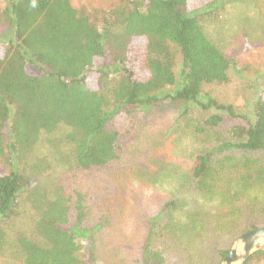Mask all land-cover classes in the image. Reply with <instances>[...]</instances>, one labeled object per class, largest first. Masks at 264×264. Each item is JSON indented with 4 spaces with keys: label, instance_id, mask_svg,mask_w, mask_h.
<instances>
[{
    "label": "trees",
    "instance_id": "16d2710c",
    "mask_svg": "<svg viewBox=\"0 0 264 264\" xmlns=\"http://www.w3.org/2000/svg\"><path fill=\"white\" fill-rule=\"evenodd\" d=\"M220 1L233 0H126L100 18H91L69 0H9L0 10L9 28L0 36V254L9 225L27 201L36 215V238H17L21 258L14 264H95L92 252L78 241L92 237L80 226L81 194L75 192L77 215L69 225L70 205L62 187L45 188L39 182L48 167L46 154L34 152L40 141L75 168L105 166L119 157L112 118L167 100L210 111L196 131L225 129L229 138H221L218 149H264V93L246 113L205 88L229 79V59L201 24ZM209 163L210 153H200L190 166L200 184L213 177ZM227 166L219 165L215 177ZM252 175L242 176L234 190L224 184L223 193L231 195L221 192L215 223L219 235L236 238L264 228L250 220L249 206L234 203L248 196L246 180ZM201 214L208 212L190 216V231L204 226ZM156 217L149 220L142 241V264H166L152 245ZM228 251L218 248L215 259ZM204 258L197 255V260ZM242 264H264V250H255Z\"/></svg>",
    "mask_w": 264,
    "mask_h": 264
},
{
    "label": "rangeland",
    "instance_id": "374dc122",
    "mask_svg": "<svg viewBox=\"0 0 264 264\" xmlns=\"http://www.w3.org/2000/svg\"><path fill=\"white\" fill-rule=\"evenodd\" d=\"M69 1L91 18H100L112 5L126 0ZM7 2L0 0V10ZM208 12L201 23L203 30L229 59L230 68L228 82L205 88L215 99L249 113L253 101L264 93V0L220 1ZM8 30L0 18V36ZM210 113L167 100L147 110L119 112L111 120V127L119 132L118 159L88 170L61 161L60 153H52L42 141L37 144L34 152L46 154L48 160L39 182L45 188L55 183L62 187L70 205L69 225L77 215L75 192L82 196L80 226L91 231L92 237L78 241L92 252L95 264H142V241L149 220L156 216L152 245L166 264H220L222 259H215L217 249H230L239 237L215 231L223 186L230 183L233 190L239 188L240 178L251 173L246 180L248 196L234 203L249 206L250 220L264 224V149H218L220 139L229 138L225 129L196 131ZM200 153H210L213 176L203 184L190 174ZM222 164L229 166L215 177ZM24 203V210L9 225L0 264H14L21 258L19 236L36 238L32 229L36 215L29 202ZM195 212L208 214L199 216L203 227L190 231V216ZM189 239L194 243L188 244ZM198 254L205 256L204 261L197 260Z\"/></svg>",
    "mask_w": 264,
    "mask_h": 264
},
{
    "label": "water",
    "instance_id": "95a60500",
    "mask_svg": "<svg viewBox=\"0 0 264 264\" xmlns=\"http://www.w3.org/2000/svg\"><path fill=\"white\" fill-rule=\"evenodd\" d=\"M255 250H264V228L250 229L241 234L220 264H242Z\"/></svg>",
    "mask_w": 264,
    "mask_h": 264
}]
</instances>
